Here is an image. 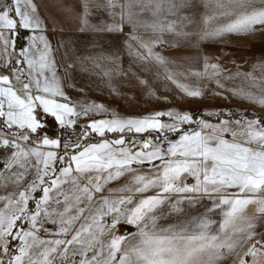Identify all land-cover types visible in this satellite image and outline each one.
<instances>
[{
	"label": "snow or ice",
	"instance_id": "1",
	"mask_svg": "<svg viewBox=\"0 0 264 264\" xmlns=\"http://www.w3.org/2000/svg\"><path fill=\"white\" fill-rule=\"evenodd\" d=\"M210 98L264 110V0H0V264H264V112Z\"/></svg>",
	"mask_w": 264,
	"mask_h": 264
},
{
	"label": "rangeland",
	"instance_id": "2",
	"mask_svg": "<svg viewBox=\"0 0 264 264\" xmlns=\"http://www.w3.org/2000/svg\"><path fill=\"white\" fill-rule=\"evenodd\" d=\"M206 51L215 53L216 55H219L221 52L230 53L226 58L221 60V63L226 65L229 68H232L233 71H235V66L231 64L232 60H237L238 63L244 64L243 71H251V64L255 61L252 59L254 56L258 57L260 55V48L258 44L252 45L248 44L245 41L237 40L235 38L232 39V42L227 46H222L219 44L214 45H204L203 46ZM241 57H245L247 59V63H245L244 60H241ZM239 83V81L237 82ZM143 92V91H141ZM160 92L163 93V88L160 89ZM171 98V97H170ZM176 104L181 106L182 108H191V109H202L204 107H229V108H240V109H246L248 111L252 112H264V110L260 109L259 107L255 105H250L246 101H240V100H232V102L229 104L227 101L220 100L219 98L215 99H208V100H202L197 103H189L187 101H174ZM154 106H165L163 102L156 104H153ZM52 130L50 129L49 134L51 135Z\"/></svg>",
	"mask_w": 264,
	"mask_h": 264
},
{
	"label": "crops",
	"instance_id": "3",
	"mask_svg": "<svg viewBox=\"0 0 264 264\" xmlns=\"http://www.w3.org/2000/svg\"><path fill=\"white\" fill-rule=\"evenodd\" d=\"M53 43L55 44V41H53ZM69 52L71 54V50H69ZM57 59L58 60L60 59L59 53H57ZM126 66L127 65H125V67ZM60 71L61 73H63V66H61ZM75 77H76L75 83L78 86L85 87V91L88 93V97H90L91 99H95L97 101L109 102L117 110L125 114L139 115L145 113L148 110H151L154 107H160V106H154L153 105L154 103L151 102L152 98L146 92H141V91L127 92L126 94L127 101L124 98L115 99L107 94V90L104 89V86L100 84L99 80L96 77H90L87 72L81 71L79 68H77L75 72ZM89 84H92V87L90 89L87 87ZM97 84H99V89H97L96 87ZM70 91L77 98H81L80 93H77L75 90H70ZM187 108L185 107V109ZM248 112H252V111H248Z\"/></svg>",
	"mask_w": 264,
	"mask_h": 264
}]
</instances>
